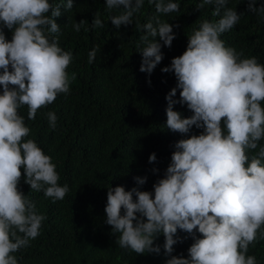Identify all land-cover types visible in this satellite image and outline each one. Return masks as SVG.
Instances as JSON below:
<instances>
[{
	"label": "clouds",
	"instance_id": "9594fccd",
	"mask_svg": "<svg viewBox=\"0 0 264 264\" xmlns=\"http://www.w3.org/2000/svg\"><path fill=\"white\" fill-rule=\"evenodd\" d=\"M148 3L160 14L180 8L173 0ZM143 4L144 0H106L108 10L118 11L110 18L117 29L132 24ZM206 5H214L213 15L220 18L204 20L188 36L183 54L161 69L174 73L177 80L166 95L165 127L182 135L193 126L202 131L175 142L171 162L153 184L154 191L140 190L147 176L134 177L137 186L130 190L108 187L105 223L119 234V247L136 254H159L160 245L154 241L163 234L164 254L170 256L166 264H257L247 253L250 245L264 240V146L259 145L264 139V65L255 56L244 57L243 50L226 47L221 39L238 24L241 13L227 7V0H200L196 7L202 10ZM63 7L72 9L73 0ZM247 8L264 18V5L257 7L256 0H248ZM60 15L61 5L49 0H0V264H18L13 254L39 236L46 219L18 189L21 169L31 191H43L53 202L63 200L70 190L58 183L52 158L33 139H24L31 129L18 114L26 105L28 119L35 120L38 109L52 104L58 94H68L76 79L75 73L69 78L66 71L73 54L59 44L55 18ZM155 20V26L152 20L136 25L146 33L138 52L139 70L148 74L163 59L162 45L155 38L171 48L176 35L172 24ZM86 23L82 19L72 26L76 32L82 27L88 31ZM91 24L104 26L99 13ZM4 28L12 31L11 40ZM98 51V45L89 51V64ZM177 89L178 101L173 99ZM176 103L186 104L193 114L183 117L174 110ZM57 119L54 112L47 113L50 128H56ZM156 160L153 152L149 163ZM178 229L194 238L187 258L171 255L173 246L182 242Z\"/></svg>",
	"mask_w": 264,
	"mask_h": 264
},
{
	"label": "trees",
	"instance_id": "16d2710c",
	"mask_svg": "<svg viewBox=\"0 0 264 264\" xmlns=\"http://www.w3.org/2000/svg\"><path fill=\"white\" fill-rule=\"evenodd\" d=\"M49 2L61 5V15L55 18L60 26L57 35L60 46L73 54L66 71L69 78L75 73L76 79L71 81L68 94H58L52 104L38 109L35 120L28 119L26 105L18 109V114L31 129L24 139H33L52 158L60 176L58 183L67 184L70 190L63 200L53 202L43 191H31L21 169L18 189L34 201L37 213L46 219L39 236L13 255L18 264H166L170 256L164 254L163 234L154 241L160 245L159 254H136L119 247L116 243L119 234L105 223L107 191L117 185L130 190L137 186L134 180L137 176H147L140 190L154 191L153 184L171 162L175 142L202 131L193 126L188 134L182 135L165 127L166 95L177 80L174 73L161 69L170 65L173 57L183 54L188 36L204 20L215 22L220 17L213 15L214 5L197 9L200 0H173L180 8L170 14L157 13L154 4L144 0L143 7L133 16V23L117 29L110 18L118 11L108 10L106 0H73L70 10L63 7L67 0ZM247 4L248 0H227V7L241 13V18L221 39L226 47H234L237 52L243 50L244 57L255 56L264 65V18L249 12ZM260 5H264V0H256V6ZM95 13L103 21L102 28H92ZM157 17L172 24L176 35L171 48L164 46L159 36L155 38L162 45L163 59L148 74L139 70L142 56L138 52L144 47L141 37L146 33L136 25L152 20L155 26ZM82 19L87 20L85 27L89 30L82 27L76 32L72 25ZM3 31L6 39L11 40L12 31L7 28ZM97 45L100 51L95 62L89 64L88 53ZM179 94L177 89L173 99L178 101ZM261 106L264 107V101ZM173 108L183 117L193 114L186 104L176 103ZM49 111L57 115L55 129L48 124ZM259 145L264 146V139ZM153 152L157 160L149 163ZM153 168L159 171L154 173ZM177 235L182 242L173 246L171 255L187 258L194 238L179 229ZM201 235L196 233L197 237ZM247 255H254L257 264H264V240L250 245Z\"/></svg>",
	"mask_w": 264,
	"mask_h": 264
}]
</instances>
